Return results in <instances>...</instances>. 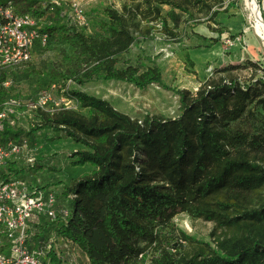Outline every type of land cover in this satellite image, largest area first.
I'll use <instances>...</instances> for the list:
<instances>
[{"label": "trees", "instance_id": "16d2710c", "mask_svg": "<svg viewBox=\"0 0 264 264\" xmlns=\"http://www.w3.org/2000/svg\"><path fill=\"white\" fill-rule=\"evenodd\" d=\"M8 2L37 18L54 12L56 21L40 31L48 41L61 38L79 49V67L61 73L63 80L124 82L141 90L162 84L155 61L117 67L139 36L148 38L160 24L176 38L187 16L194 25L209 24L217 44L227 29L216 19L235 6L234 0H140L121 10L105 6L101 17H91L96 35L88 36L86 26L72 24L63 7L48 0H0V5ZM162 4L170 7L166 14ZM240 67L219 68V76L209 77L196 93L174 88L177 117L134 118L106 99L73 89L67 96L83 112L38 107L39 121L28 128L7 124L1 143L48 129L54 139L79 146L69 155L71 167H92L61 187L58 197L70 198L69 217L34 224L32 240L45 244L53 231L77 245L91 264H264V75L244 83L232 74ZM8 93L0 88V102ZM24 176L14 163L0 172V177ZM180 214L215 222L212 241H200L191 256L182 255V240L195 239L181 233L176 241L171 227Z\"/></svg>", "mask_w": 264, "mask_h": 264}, {"label": "rangeland", "instance_id": "374dc122", "mask_svg": "<svg viewBox=\"0 0 264 264\" xmlns=\"http://www.w3.org/2000/svg\"><path fill=\"white\" fill-rule=\"evenodd\" d=\"M48 1L63 7L67 16L74 15L72 4H78L83 8L90 23L91 16L96 18L102 16L105 6L113 5L121 10L123 4H132L140 0ZM249 1H256L259 4L263 17L264 0H234L235 6L216 19L220 26L227 29L217 44H212L213 38H217L218 35L211 31L209 24L203 22L194 25L192 20H187V16L183 17L182 23L176 29L178 32L176 38L163 32L160 24H156L159 30L154 31L148 38L139 36L117 67L136 65L139 59H142L145 65H153L151 61H155L162 70V84H152L146 90L124 82L99 81L78 85L71 80H63L60 77L61 73L79 67V49L72 42H66L61 38H52L44 46L37 41L30 61L11 71L9 75L24 103L16 128H28L32 123L39 121L36 109H32L31 106L36 102L38 93L54 83L58 87L54 92L58 105L56 107L53 103L47 104L45 108L47 110L65 106L83 112L79 105L67 96L68 91L78 89L108 100L117 110L134 118H142L146 114L177 117L180 114V103L179 96L173 89H188L196 93L200 85L209 77L219 76L216 70L221 67L240 65L241 67L233 70L232 74L241 82L252 83L256 78L264 75V70L260 68L264 67V42L255 33L254 22L248 8ZM161 6L164 14L170 10L166 4ZM39 20L41 27H44L55 22L56 17L54 12L49 11ZM170 25L173 26L171 22ZM211 25L218 27L214 23ZM84 32L88 36L96 35L91 24H88ZM249 64H256L257 68ZM255 75L257 77L253 79ZM54 138V133L48 129L38 130L30 139L22 137L21 139L30 140L31 147L28 145L29 149L20 153L19 166L25 175L24 178L41 184L58 195L62 192L61 187L64 184H71L83 173L90 172L92 167L89 165L71 167L68 164L69 155L79 146L67 138ZM27 158L35 160L34 167L26 168L23 162ZM58 200V213L62 209L71 210L69 197L61 195ZM171 227L176 241L180 239L181 233L195 239L182 240V255L191 256L196 252L200 241H212L210 235L215 229V222L180 214L174 218ZM219 233L220 230L217 231V234ZM61 237L51 231L43 244L46 252L53 250L52 253H56L60 261L58 264H91L87 255L77 245L71 243L64 246ZM144 244L140 242L141 246ZM52 262L54 264L53 260Z\"/></svg>", "mask_w": 264, "mask_h": 264}, {"label": "built area", "instance_id": "2783aa9c", "mask_svg": "<svg viewBox=\"0 0 264 264\" xmlns=\"http://www.w3.org/2000/svg\"><path fill=\"white\" fill-rule=\"evenodd\" d=\"M72 9L71 23L87 27L89 19L83 8L73 3ZM39 19L32 13L18 12L12 2L0 5V88L9 92L0 102V133L7 124L16 127L24 106L23 98L16 96L19 91L10 92L14 88L10 72L30 61L37 41L44 46L49 39L40 31ZM56 91V84L40 91L31 108L45 109L50 103L57 107ZM28 145L30 140L21 138L0 142V172L9 163L20 168V153L28 150ZM23 164L29 169L34 167L35 160L27 158ZM58 201L56 192L29 179L0 177V264H53L50 250L46 252L42 243L32 240L31 228L34 224L41 225L45 219L55 220L59 215L68 218L69 209L57 212ZM61 238L64 246L71 245L68 239Z\"/></svg>", "mask_w": 264, "mask_h": 264}, {"label": "bare ground", "instance_id": "6f19581e", "mask_svg": "<svg viewBox=\"0 0 264 264\" xmlns=\"http://www.w3.org/2000/svg\"><path fill=\"white\" fill-rule=\"evenodd\" d=\"M248 8L251 13V18L254 22V30L257 36L264 42V23L260 19L257 6L254 2L249 1ZM262 16V15H261Z\"/></svg>", "mask_w": 264, "mask_h": 264}, {"label": "water", "instance_id": "95a60500", "mask_svg": "<svg viewBox=\"0 0 264 264\" xmlns=\"http://www.w3.org/2000/svg\"><path fill=\"white\" fill-rule=\"evenodd\" d=\"M254 3L256 4V6H257V10H258V13H259V17H260V19L262 20V22L264 23V20H263V17L261 16V10H260V6H259V4L256 2V1H254Z\"/></svg>", "mask_w": 264, "mask_h": 264}, {"label": "crops", "instance_id": "0c3cea01", "mask_svg": "<svg viewBox=\"0 0 264 264\" xmlns=\"http://www.w3.org/2000/svg\"><path fill=\"white\" fill-rule=\"evenodd\" d=\"M68 17H70V14H68ZM91 17H93V16H91ZM133 117V116H132ZM92 169V168H91Z\"/></svg>", "mask_w": 264, "mask_h": 264}]
</instances>
